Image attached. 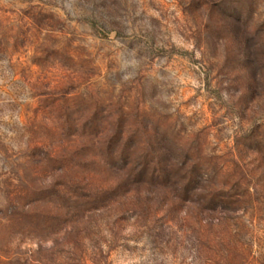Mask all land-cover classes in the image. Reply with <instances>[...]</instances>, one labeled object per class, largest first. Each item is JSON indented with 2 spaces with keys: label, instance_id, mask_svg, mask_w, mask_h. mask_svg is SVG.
Segmentation results:
<instances>
[{
  "label": "rangeland",
  "instance_id": "obj_1",
  "mask_svg": "<svg viewBox=\"0 0 264 264\" xmlns=\"http://www.w3.org/2000/svg\"><path fill=\"white\" fill-rule=\"evenodd\" d=\"M0 264H264V0H0Z\"/></svg>",
  "mask_w": 264,
  "mask_h": 264
},
{
  "label": "trees",
  "instance_id": "obj_2",
  "mask_svg": "<svg viewBox=\"0 0 264 264\" xmlns=\"http://www.w3.org/2000/svg\"><path fill=\"white\" fill-rule=\"evenodd\" d=\"M109 148V147H108ZM115 155V158H114ZM119 154L117 153V150H115L113 152L112 155H107V160H109L110 162H115L117 159H119ZM53 188V189H52ZM52 188H48L47 190H54V194L55 195H70L72 196V198L70 200H78L81 202V204H91V203H95L94 208L97 207H102L104 206L103 202H105V200L107 199V197L111 196V194L113 192H115L114 190L109 191L108 189H104V190H99V191H95V190H90L88 189V186L86 183L83 182H79V181H61L60 183H56L55 186H52ZM47 191V192H48ZM43 192V191H41ZM52 192V191H51ZM112 192V193H109ZM36 196L39 195V193H35ZM53 194V195H54ZM114 195V194H113ZM35 196V195H34ZM48 197H50L48 195ZM67 198V196H65ZM59 200V199H58ZM67 200V199H65ZM207 199L204 197L200 198V201L202 202H207ZM43 201L41 197H39L38 199H36L34 201V203L36 202H40ZM60 201V200H59ZM212 202H214L215 200L212 198L211 199ZM227 202L230 204V199L229 201L227 200ZM226 202V203H227ZM9 204L10 206H13L14 202L13 200L9 199ZM18 204V203H17ZM16 205V204H15ZM32 213H35L34 210H29V211H18L17 208H15V210L13 212H11V214L7 217H5L6 222L9 224V226H13L15 222H26V221H35L37 220V218H35ZM206 214L207 215V224L210 225V227L212 226H218L221 225L222 223H224L227 218L223 217V216H217L219 213H214L212 211H208L206 210ZM237 219V218H235Z\"/></svg>",
  "mask_w": 264,
  "mask_h": 264
}]
</instances>
